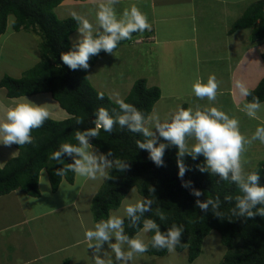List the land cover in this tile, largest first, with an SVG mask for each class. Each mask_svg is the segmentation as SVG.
<instances>
[{"label": "crops", "instance_id": "obj_1", "mask_svg": "<svg viewBox=\"0 0 264 264\" xmlns=\"http://www.w3.org/2000/svg\"><path fill=\"white\" fill-rule=\"evenodd\" d=\"M256 1L120 0L116 5L117 12L122 13L125 8L135 4L146 14L151 31H144L130 43L121 45L114 55L105 54L89 67L90 82L109 97L118 93L119 98L124 100L134 82L145 78L148 86L161 89V97L151 114L157 113L162 121L170 119L184 104L193 110L217 107L228 114L233 107L237 111V102L242 106L247 98L239 97L236 82L241 81L253 89L264 77V39L252 40L254 26L239 28L234 32H230V29L249 5ZM53 10L60 19L72 17L75 12L94 25L96 23V7L91 0H63ZM11 15L14 20L9 23ZM15 18L14 14L8 16L6 32L0 36V54L6 47L21 49V55L13 54L18 57L16 60L20 65L22 60L30 58L27 43L37 48L39 42L36 35L31 34L35 31H16L13 28ZM18 33L20 37L15 36ZM78 37L76 30L70 35V41L73 43ZM0 57V65H3ZM108 59L111 60L109 67L104 66L97 71ZM11 65L8 59L4 66L11 70ZM30 68L17 66L15 71L7 70L0 74V79L4 75L21 77ZM104 71L108 72L109 77H118L120 73H125L126 77L117 84L118 89L109 87L108 90L103 84ZM210 75H215L220 82L219 93H222L212 103L207 99H198L191 91V85L198 78L206 83ZM21 97L46 107L52 119L64 120L71 116L50 92L11 98L7 96L6 88H0V104L6 107L12 106V102ZM223 99L229 103L227 108L220 106ZM112 100L115 101V98ZM260 115L264 117V113ZM237 119L241 121L239 117ZM252 120L253 123H264ZM240 126L244 124L240 122ZM245 129L252 133V129ZM18 154L19 149L15 144L11 147L0 144V166L3 167ZM38 181L40 196L29 195L20 188L0 196V264H64L65 260H69L70 264H93V250L88 249L84 232L99 222L94 220L91 205L104 181L84 180L75 176L74 181L69 182L63 178L54 191L46 169L41 171ZM134 188L138 191L137 187ZM149 238L150 233L146 239ZM104 249L112 256L107 244ZM172 255L174 253L168 252L164 256L144 253L137 258L136 264L159 262ZM171 260H178V257Z\"/></svg>", "mask_w": 264, "mask_h": 264}, {"label": "trees", "instance_id": "obj_2", "mask_svg": "<svg viewBox=\"0 0 264 264\" xmlns=\"http://www.w3.org/2000/svg\"><path fill=\"white\" fill-rule=\"evenodd\" d=\"M62 1L0 0V36L6 32L8 16L14 14L16 18L13 28L16 31H35L41 37V60L21 77L4 75L0 79V88H6L7 96L11 98L50 92L62 108L71 114L64 120L49 118L41 128L33 130V144L24 146L15 144L19 154L10 158L3 167L0 166V196L18 188L29 195L40 196L38 180L43 169L48 171L54 191L58 189L63 178L69 182L74 181L75 174L72 172H68L63 178L55 175L58 168L73 163L72 158L64 156L62 157L64 164H60L50 160L49 156L58 150L62 143L77 144L74 138L76 131L95 127L92 121L98 108L104 107L110 113L114 108L119 111L118 105L109 99L106 92L92 85L88 69L71 70L61 61V53L72 48L70 35L78 29L77 21L73 17L60 19L53 10ZM251 26H254L252 40L264 39V0L250 4L232 25L230 32ZM139 34L141 33H134L131 40L121 41L117 49L123 44L130 43ZM105 54L107 53L101 51L99 55L91 57L90 67ZM250 91L251 95L246 97L248 101L258 97L263 102L264 77ZM100 92L104 93L103 100L97 98ZM161 94L158 86H148L145 78H139L134 82L124 101L148 116ZM181 108L187 109L188 106L184 104ZM76 117H83V124L78 125ZM138 139L143 140L144 137L118 127L112 133L101 130L98 138L91 139L90 142L102 153L106 154L111 150L116 158L127 160L130 165V168L123 172L112 170L110 175L115 179L102 182L95 193L91 205L95 221L107 219L112 210L120 207L131 188L137 187L141 195L154 200L152 211L146 213L145 218L156 220L161 231H167L173 224L183 226L182 245L187 246H177L176 250L188 249L190 262L200 256L204 238L213 229H217L221 235V243L228 248L219 264H264V217L256 215L254 218L246 219L231 215L230 209L234 207V198L240 194L235 184L221 181L218 176H213L209 172H200L197 166L204 163L203 156L193 160L192 157L185 155L184 162L190 170L186 172L183 181H191L192 187L202 191L203 195L197 198L190 194V189L182 187V180L178 176V149L175 146L168 147L163 157L164 166L157 167L149 159L148 151L136 146ZM251 171H259L261 184L264 185V160L249 170ZM150 187L155 188L154 194L149 193ZM217 196L221 200L220 211L224 213L222 219L214 216L211 211L205 214L196 207V199L204 201ZM225 196H232V202H226ZM158 208L165 212L166 220L160 221L156 216ZM137 230L129 228L125 220V231L129 236H134ZM152 235L154 233H150V238ZM146 253L164 256L168 251L150 247ZM64 264H70L69 260H65Z\"/></svg>", "mask_w": 264, "mask_h": 264}, {"label": "clouds", "instance_id": "obj_3", "mask_svg": "<svg viewBox=\"0 0 264 264\" xmlns=\"http://www.w3.org/2000/svg\"><path fill=\"white\" fill-rule=\"evenodd\" d=\"M95 5V25L84 16L73 12L72 17L77 21L79 34L73 42L72 48L61 53L60 59L71 70L90 67L91 57L97 56L101 51L114 55L121 41L131 40L134 33L151 31V24L135 4L125 8L122 13L117 12L116 5L120 0H91ZM220 82L215 75H210L207 82L197 79L191 85L192 94L200 100L210 103L217 100ZM238 95L246 98L251 95L250 89L241 81L235 85ZM115 98L119 111L115 108L110 113L108 109L100 107L95 113L92 123L93 128L75 132L77 144L62 143L58 150L49 156L50 160L64 164L62 157H71L73 163L64 164L58 168L55 175L66 177L68 172L75 174L77 178L91 181H107L115 179L110 172L117 170L123 172L130 168L127 160H121L109 150L106 154L100 153L90 142L92 138H98L100 131L112 133L117 127L121 130L140 134L143 140H136V146L141 150H147L149 159L157 166H164L165 150L175 146L177 151L178 176L182 180V187L190 189V194L199 198L203 195L201 190L192 187L191 181H183V177L190 168L185 164V155L195 160L199 156L204 157V163L198 165L200 172H209L218 176L221 181H228L236 185L239 195L235 196L234 207L230 209L234 217L254 218L256 215L264 217V185L261 184L259 171L246 172L244 158L248 147L254 141L264 144V123L258 126L251 137L240 130V121L236 117H230L226 112L217 107H206L193 110L180 108L170 119L161 120L160 116L153 112L145 116L134 105L126 103L114 93L109 99ZM97 98L104 99V93L97 94ZM237 108L250 119L264 121L260 113L264 112V103L258 97L251 101L241 103ZM0 144L11 147L33 144L32 132L41 128L50 118L49 110L44 106H38L21 97L12 102V106L6 107L0 104ZM76 123L83 124V117H76ZM189 139L195 141L189 146ZM163 140V142H160ZM135 189H132L134 192ZM150 194L155 193V188L148 189ZM151 197H154L150 195ZM226 202H232V196H225ZM154 200L149 197L136 199L130 202L126 199L117 212L109 215L108 219L100 220L94 227L84 232V238L88 249L93 250V264H134L135 260L149 251V248L157 250L166 249L169 253L175 252L177 246L182 245L183 226L173 224L167 231H161L160 225L152 218H145L146 213L152 211ZM196 207L201 212L211 211L214 216L222 219L224 213L220 211L221 200L219 196L201 201L196 199ZM156 216L160 221L167 219L161 209L156 210ZM125 220L128 227L138 229L134 236H129L125 231ZM142 225V226H141ZM154 233L150 239L147 234ZM113 238L115 242H113ZM107 244L112 256L105 251Z\"/></svg>", "mask_w": 264, "mask_h": 264}, {"label": "rangeland", "instance_id": "obj_4", "mask_svg": "<svg viewBox=\"0 0 264 264\" xmlns=\"http://www.w3.org/2000/svg\"><path fill=\"white\" fill-rule=\"evenodd\" d=\"M11 20H14V16L11 15L9 17V23L11 22ZM21 31H26V30H21ZM28 32V31H26ZM32 35H36L38 42H39V46L37 48H34L33 45L31 43H27L28 47L27 50H29L30 53V58L24 59L21 61L20 65H18V61L16 59H18L17 56H14L13 54H18L21 55L22 50L21 49H16L14 46L13 47H6L5 50H2V53L0 54L2 56V63L0 65V74L8 72L7 70H9L10 72H12L11 70L15 71L17 66H22V67H33L36 63L37 58H41V48H40V42H41V37L37 34V33H32ZM15 36H19L20 34H16ZM40 53V54H39ZM1 58V57H0ZM10 59L11 60V70L7 67L4 66L7 64V60ZM13 59L15 61H13ZM40 60V59H39ZM111 60L108 59L104 60L103 65L99 66V68H97V71H100L99 69L101 67H109ZM28 70V69H27ZM26 70V71H27ZM25 73V71L23 72V74ZM108 72L104 71L103 72V84H104V88H107L109 90V87H111L113 90H116L118 88L119 83H121V81L126 77V74H122L120 73L119 76L117 77V75H115V77L112 76H108L107 75ZM128 74V72H127ZM121 75H125V76H121ZM113 78V79H112ZM120 87V86H119ZM248 101V100H247ZM223 108H227L229 106V103L226 102V100L223 99L222 104L220 105ZM237 113V114H236ZM262 114L264 112H261ZM228 115H234L236 118H240L241 121L244 126H240V130L242 133H244L245 135H247L248 137H251V135L254 133L255 129L258 126H261L262 123L257 124L256 122L253 123V120L250 119L248 116L244 115L240 110H235V108H230V111L228 113ZM249 128L252 129L251 130V134L247 131V129L245 128ZM254 127V128H252ZM193 143H195L194 140L189 139V146H191ZM261 160H264V144L260 143V141H254L249 147H248V151L245 154V158H244V169L247 172L249 169L256 167L259 162ZM103 184V183H102ZM133 189H135L133 187ZM144 198L143 195H141L139 193V191H137L135 189L134 192L128 193V195L123 199V201H125L126 199L130 200V202H135L136 199H142ZM122 201V202H123ZM122 206V203L120 205V207L118 209H120ZM115 209V210H118ZM114 212V210H112ZM111 211V213H112ZM117 212V211H115ZM110 213V214H111ZM202 251L200 256L197 258V260L190 262L188 259V249H186L183 252H178L177 250H175L174 255H172L170 258H165L164 260H161L159 262L155 261L153 263H147V264H219L221 262V260L223 259V257L225 256L228 248L226 245H224L223 243H221V235L219 230L217 229H213L210 234H208L205 238L204 241H202ZM175 256L178 257V260L172 261L171 259L175 258ZM180 257V258H179ZM137 260H135L134 264L137 263Z\"/></svg>", "mask_w": 264, "mask_h": 264}]
</instances>
